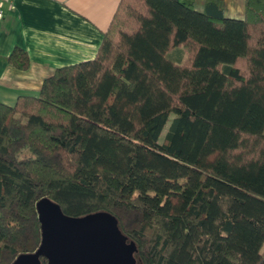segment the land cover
Wrapping results in <instances>:
<instances>
[{
    "label": "trees",
    "instance_id": "16d2710c",
    "mask_svg": "<svg viewBox=\"0 0 264 264\" xmlns=\"http://www.w3.org/2000/svg\"><path fill=\"white\" fill-rule=\"evenodd\" d=\"M223 6L120 0L93 59L0 102V264L38 248L42 197L112 214L137 264H264V0Z\"/></svg>",
    "mask_w": 264,
    "mask_h": 264
},
{
    "label": "crops",
    "instance_id": "0c3cea01",
    "mask_svg": "<svg viewBox=\"0 0 264 264\" xmlns=\"http://www.w3.org/2000/svg\"><path fill=\"white\" fill-rule=\"evenodd\" d=\"M191 2L198 11L204 0ZM120 0H12L0 18V102L14 105L19 96H37L55 70L93 59ZM224 16L243 19L245 0H224ZM26 50L29 65L8 62L14 47ZM184 57L179 48L170 51Z\"/></svg>",
    "mask_w": 264,
    "mask_h": 264
},
{
    "label": "water",
    "instance_id": "95a60500",
    "mask_svg": "<svg viewBox=\"0 0 264 264\" xmlns=\"http://www.w3.org/2000/svg\"><path fill=\"white\" fill-rule=\"evenodd\" d=\"M41 241L34 252L21 253L11 264H137L136 246L106 211L80 217L64 214L47 197L36 202Z\"/></svg>",
    "mask_w": 264,
    "mask_h": 264
},
{
    "label": "built area",
    "instance_id": "2783aa9c",
    "mask_svg": "<svg viewBox=\"0 0 264 264\" xmlns=\"http://www.w3.org/2000/svg\"><path fill=\"white\" fill-rule=\"evenodd\" d=\"M12 0H0V18L3 16V7L5 4H11Z\"/></svg>",
    "mask_w": 264,
    "mask_h": 264
},
{
    "label": "rangeland",
    "instance_id": "374dc122",
    "mask_svg": "<svg viewBox=\"0 0 264 264\" xmlns=\"http://www.w3.org/2000/svg\"><path fill=\"white\" fill-rule=\"evenodd\" d=\"M162 136H163V135H162ZM162 136H161V137H162ZM261 251H264V242H263V244H262Z\"/></svg>",
    "mask_w": 264,
    "mask_h": 264
}]
</instances>
